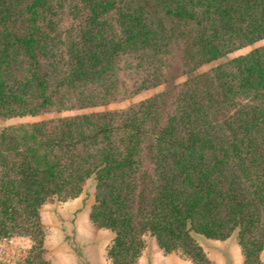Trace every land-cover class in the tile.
Segmentation results:
<instances>
[{
  "label": "trees",
  "instance_id": "1",
  "mask_svg": "<svg viewBox=\"0 0 264 264\" xmlns=\"http://www.w3.org/2000/svg\"><path fill=\"white\" fill-rule=\"evenodd\" d=\"M261 40L264 0H0V118L114 102L123 58L153 73L135 94L172 82L127 109L1 129L0 238L29 237L24 264H49L41 206L93 177L111 264H136L146 232L192 264H212L192 233H236L244 264H262L264 45L194 74Z\"/></svg>",
  "mask_w": 264,
  "mask_h": 264
},
{
  "label": "rangeland",
  "instance_id": "2",
  "mask_svg": "<svg viewBox=\"0 0 264 264\" xmlns=\"http://www.w3.org/2000/svg\"><path fill=\"white\" fill-rule=\"evenodd\" d=\"M64 8L68 9L69 4H65ZM263 45L264 40H261L248 47L229 53L225 57L202 64L196 69L194 74H205L228 60L247 54ZM132 65H134V61H129L128 58H123L120 63L122 69L119 72V78L122 83H125L127 93L122 94L123 96L121 95L114 102L83 110L53 111L35 117L0 118V130L5 127L29 125L35 122L76 114L123 110L155 95L164 93L168 89L172 90L170 79L167 83L138 90L135 94L134 92L139 85L136 83H139V79L141 77H149L153 73L150 68L147 71L136 72ZM181 70L179 63H176L174 70L171 72L174 77V84H180L186 80L187 76H182L180 74ZM150 83L151 81L149 80V86ZM171 98H169V102ZM94 191L95 180L91 177L86 181L81 194L77 198L65 200L55 196L46 200L41 206L39 213L45 234L44 258L49 264H111L107 257V248L110 246L114 235L109 230L97 228L88 221L91 207L95 203ZM192 237L205 253L209 254V257H207L214 264H244L236 233L224 242L207 240L203 235L196 233H192ZM142 239L144 249L140 256L141 260L139 258L140 262L138 260L137 263L151 264V260H154V258H157L156 262L164 264H174L175 262L191 263L177 251L173 252L167 260H163L161 254L157 253L155 238L146 232ZM32 244L30 238L26 236L15 235L0 238V264H24L29 256ZM260 259L261 263L264 264V250L260 254Z\"/></svg>",
  "mask_w": 264,
  "mask_h": 264
},
{
  "label": "crops",
  "instance_id": "3",
  "mask_svg": "<svg viewBox=\"0 0 264 264\" xmlns=\"http://www.w3.org/2000/svg\"><path fill=\"white\" fill-rule=\"evenodd\" d=\"M88 221L90 222V220H89V216H88ZM91 223V222H90ZM92 224V223H91ZM208 240V239H207ZM222 242H224V241H222ZM156 248H157V253H160L161 254V258H163V260H167L171 255H172V253H164L159 247H158V245H157V243H156ZM206 254H207V256L209 257V254L206 252ZM156 259L157 258H154V260L152 259L151 260V264H164V263H162V262H156ZM140 260H141V258H140ZM140 260H139V262H140ZM209 260H210V258H209ZM137 263V264H140V263ZM210 262L212 263V264H214L211 260H210ZM174 264H192V263H188V262H186V263H182V262H175ZM227 264V263H226ZM243 264V263H242Z\"/></svg>",
  "mask_w": 264,
  "mask_h": 264
}]
</instances>
